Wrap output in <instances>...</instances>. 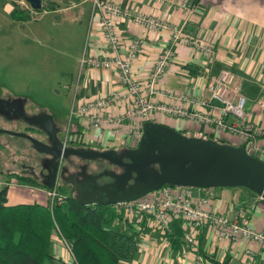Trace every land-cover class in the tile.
<instances>
[{
  "label": "crops",
  "instance_id": "1",
  "mask_svg": "<svg viewBox=\"0 0 264 264\" xmlns=\"http://www.w3.org/2000/svg\"><path fill=\"white\" fill-rule=\"evenodd\" d=\"M52 1L57 2L58 0ZM79 1L77 4L72 2L64 9H79L81 6H86L87 15L84 14L85 9L81 8L77 18L82 19L87 16L86 23L92 29L91 49L88 56L101 57L107 53V48L101 39L99 29L90 26L91 4L86 0ZM105 1L117 3L124 8H129L132 12H143L157 17L171 26L182 27L185 34L202 43H210L217 52V57L212 60L204 55L195 54L189 48L176 47L174 61L163 78L162 88L166 91L202 98L206 95V86L217 76L219 70L227 69L240 82L239 93L245 98L244 112L247 122L264 131V109L257 105V101L264 97V0ZM54 4L56 6L57 3ZM116 27L123 45L122 54H126V47L131 40L140 39L142 51L133 64L132 73L139 83H146L148 73L158 53L168 43L169 33L145 31L128 21L119 22ZM82 67L74 99H95L118 89L114 72L97 71L86 65ZM213 104L216 105V103ZM52 118L58 125L64 127L65 123H62L60 118ZM170 121L172 125H169ZM228 121L233 122L234 119L230 117ZM178 122L168 118L163 125L177 131L185 130L189 133L208 135L199 127H190L184 121H181V124ZM81 127L79 123L75 128L73 127V130L78 128L80 135L88 144L100 147L110 146L104 143L101 145V140L94 135L91 138L85 137L83 131L80 130ZM211 135L218 138L217 135ZM75 136L78 138V134ZM195 137L198 136L195 135ZM219 140L225 145L237 147L229 139ZM259 142L264 146V136ZM2 173V168H0L1 177H3ZM9 175L8 173L9 179L13 178ZM10 187L18 191L9 195L10 189H8L7 206L34 203L46 205L48 203L46 195L48 189L46 188L36 184L22 185L18 182ZM195 194H205V191H198ZM211 194L212 210L229 216L234 214V202L237 201L240 205L248 207L257 199L256 194L249 190L244 191L243 188L212 190ZM263 221L264 203H260L253 211L248 210L245 217L247 225L260 229ZM114 228L128 235H134L138 240V251L135 258L123 264H196L194 254L185 242L173 247L169 235L166 236L162 231L153 227L145 216L139 219L135 217L131 221L120 216L115 220ZM182 230L185 236L191 232L190 226L184 221H182ZM202 233L203 236L199 243L200 250L207 255L212 254L217 261L221 262L228 253L231 256L228 264H264V256L253 259L245 257L242 243L214 245L210 233L204 230ZM50 253L52 259L44 264H73V257L57 232L52 235ZM202 264L214 263L205 261Z\"/></svg>",
  "mask_w": 264,
  "mask_h": 264
},
{
  "label": "built area",
  "instance_id": "2",
  "mask_svg": "<svg viewBox=\"0 0 264 264\" xmlns=\"http://www.w3.org/2000/svg\"><path fill=\"white\" fill-rule=\"evenodd\" d=\"M86 1L91 4L90 26L99 29L107 53L101 57L92 55L83 58L81 66L114 72L118 89L95 99L76 100L70 111L71 117L83 119L90 132L126 139L132 148H137L145 123L163 125L161 120L168 118L179 121V124L184 121L190 127L201 128L208 135L229 139L248 155L264 163V146L259 142L264 131L247 122L245 98L239 93L240 82L229 70H219L206 86V95L202 98L166 91L161 86L174 61L176 47L189 48L195 54L212 60L217 57V52L210 43H202L188 36L182 27L171 26L143 12H132L117 3ZM124 21L145 31L169 33L168 43L158 53L144 84L139 83L132 73L133 64L142 51L140 39L131 40L126 47V54L121 53L123 45L116 26ZM257 105L264 109V97L257 101ZM230 117L234 119L233 122L228 121ZM13 185L16 183L0 178V191ZM200 191H205V194H195L191 188L162 187L135 201L118 202L110 206L129 221L135 217H147L149 223L166 236L172 234L174 220L188 223L191 232L185 236L184 242L194 254L196 264L205 262L197 254V238L203 230L208 231L218 244L242 243L244 255L249 259L264 256V221L260 229L245 223L248 210L253 211L260 203H264V194L257 196L256 201L248 207L234 202V214L229 216L212 210V189ZM46 195L52 207L54 199L58 197L55 188L47 190ZM63 243L73 257L70 247Z\"/></svg>",
  "mask_w": 264,
  "mask_h": 264
},
{
  "label": "rangeland",
  "instance_id": "3",
  "mask_svg": "<svg viewBox=\"0 0 264 264\" xmlns=\"http://www.w3.org/2000/svg\"><path fill=\"white\" fill-rule=\"evenodd\" d=\"M53 2L41 0L42 8L34 11L25 0H0V95L12 94L29 98L32 103L60 118L67 129L70 124L75 128L80 123L83 135L89 138L96 136L101 140V145H128L127 140L122 137L113 138L108 134L90 132L83 119L70 116L76 102L74 94L78 76L83 69L81 61L89 55L91 49L92 29L86 23L88 11L85 5L79 9H64L72 2L79 3V0H58L54 2L57 3L56 6ZM81 8L85 9L86 17L79 19L77 16ZM16 9L28 11L30 20L12 21L10 14ZM167 120L161 121L164 123ZM169 125H172L171 121ZM1 128L7 127L1 125L0 130ZM20 141L7 134H0L1 143L13 144ZM0 160L3 172V177L0 178L13 184L17 183L15 178L9 179L7 175L20 172L21 167L28 165L22 152L14 148H0ZM12 162L15 164L12 165ZM9 189V195L18 191L13 187ZM59 189L68 194L64 187L59 186ZM193 191L196 193L200 190ZM212 240L214 245L218 244L214 238Z\"/></svg>",
  "mask_w": 264,
  "mask_h": 264
},
{
  "label": "water",
  "instance_id": "4",
  "mask_svg": "<svg viewBox=\"0 0 264 264\" xmlns=\"http://www.w3.org/2000/svg\"><path fill=\"white\" fill-rule=\"evenodd\" d=\"M25 1L32 10L37 11L42 7L41 0ZM39 129L53 141L51 148H44L40 142L24 134L4 130H0V134L26 138L38 153L52 156L57 162L71 155L86 161L109 162L124 169L121 175L108 174L114 179L113 184L97 186L95 183L89 184L94 177L86 174L84 167L83 181L75 197L77 202L84 205L110 206L118 202H131L165 186L204 190L245 188L257 196L264 194L262 161L248 155L243 148L211 140L188 138L164 125H143L137 148L125 155L129 161L127 164H123L114 151L63 149V145L55 138L57 128L52 117H40ZM153 165H157L158 169H150ZM132 174L135 177L127 185ZM50 179V183L42 184L48 190L55 187L57 172Z\"/></svg>",
  "mask_w": 264,
  "mask_h": 264
},
{
  "label": "trees",
  "instance_id": "5",
  "mask_svg": "<svg viewBox=\"0 0 264 264\" xmlns=\"http://www.w3.org/2000/svg\"><path fill=\"white\" fill-rule=\"evenodd\" d=\"M10 17L16 22L30 20L25 10H13ZM179 132L224 144L211 134ZM72 134H80L78 128ZM9 176L17 177L22 185L35 184L29 177H19L13 173ZM54 188L58 197L54 199L52 207L49 203L7 206L9 187L0 191V264H44L50 261L51 239L55 232L70 247L73 264H122L135 258L137 238L114 228V222L121 214L111 206L81 204L75 200V196L65 194L58 186ZM171 227L169 240L173 247H177L185 239L182 221L174 220ZM202 236L201 232L197 238V254L206 262L228 264L231 259L228 253L219 262L214 256L200 250Z\"/></svg>",
  "mask_w": 264,
  "mask_h": 264
},
{
  "label": "flooded vegetation",
  "instance_id": "6",
  "mask_svg": "<svg viewBox=\"0 0 264 264\" xmlns=\"http://www.w3.org/2000/svg\"><path fill=\"white\" fill-rule=\"evenodd\" d=\"M40 117L56 116L40 105L32 103L29 98L12 94L6 96L0 95V124L7 127L1 129L15 134H24L40 142L44 148H51L53 146V141L50 140V137L45 132L39 129ZM54 123L57 128L55 138L63 145V149L90 150L97 152L114 151L115 156L121 159L123 164L129 163L125 155L129 151L136 149L132 148L129 144H118L105 147H100L95 144L91 145L85 142L80 134H78V138H75L76 136L72 134V124H70V127L67 129L66 125L62 127L55 121ZM177 132L185 137L194 138L179 131ZM14 138L20 139L21 141L13 144L0 142V148L1 150H6L8 148H14L17 151L20 150L23 158L28 162V165L21 167L20 172H13V174L19 177H29L27 174H30L29 178L33 179L34 183L38 186L44 187L42 185L43 182L50 183V176H52L54 172H57L55 186L64 187L69 195L76 197L78 194L77 189L80 188V184L83 181L84 167H86L85 173L94 177L89 184L95 183L97 186L111 185L114 183V179L108 174L113 173L121 175L124 173L122 167L112 165L109 162L100 160L86 161L71 155L57 162L52 156L38 153L28 139L20 137ZM14 164L15 163L12 162V165ZM150 169L157 170L158 167L157 165H153ZM105 173L107 174L106 176ZM47 176H49V178H46ZM12 177L17 180V177ZM134 177L135 175L132 174V178L127 182V185L132 183Z\"/></svg>",
  "mask_w": 264,
  "mask_h": 264
}]
</instances>
